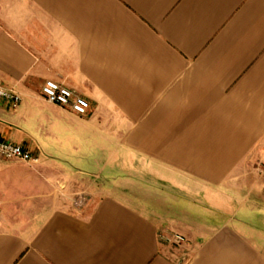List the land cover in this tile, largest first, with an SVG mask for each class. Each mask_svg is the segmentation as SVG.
Wrapping results in <instances>:
<instances>
[{
	"label": "crops",
	"instance_id": "0c3cea01",
	"mask_svg": "<svg viewBox=\"0 0 264 264\" xmlns=\"http://www.w3.org/2000/svg\"><path fill=\"white\" fill-rule=\"evenodd\" d=\"M0 79L21 97L0 100V139L36 159L0 160V264H264V0H0ZM143 171H182L214 217L75 204Z\"/></svg>",
	"mask_w": 264,
	"mask_h": 264
},
{
	"label": "rangeland",
	"instance_id": "374dc122",
	"mask_svg": "<svg viewBox=\"0 0 264 264\" xmlns=\"http://www.w3.org/2000/svg\"><path fill=\"white\" fill-rule=\"evenodd\" d=\"M0 160L4 161L5 159ZM176 177L179 180L178 186L156 180L153 176L149 175L147 171L134 174L129 184L123 183V179L120 176L114 179L102 177L94 182L90 180L92 183V185H90L91 187H89L90 191L82 194V196L78 195L75 204L81 205L86 197L92 198L96 194L119 197L130 196L135 198V200H139V202H137L138 204H144L151 208L154 206L163 219L172 217L191 224H204L208 215L214 217L213 213L211 214L213 209L209 207V203L202 197V187L197 185L196 188L194 187L193 189H196L198 192L190 195L186 187L188 179L185 177L187 176L182 171H178ZM180 182H183V184H180ZM213 198L216 197L213 196Z\"/></svg>",
	"mask_w": 264,
	"mask_h": 264
},
{
	"label": "built area",
	"instance_id": "2783aa9c",
	"mask_svg": "<svg viewBox=\"0 0 264 264\" xmlns=\"http://www.w3.org/2000/svg\"><path fill=\"white\" fill-rule=\"evenodd\" d=\"M42 93L49 103L69 109L80 116L87 115L91 109V105L87 99L78 95L72 89L54 81H47L42 88ZM0 100L10 102L14 108H17L21 103V97L14 90L7 88L1 79ZM0 159H5L7 161L16 160L27 163L36 161L31 152L24 146L16 145L1 139ZM173 240L180 244L186 241L185 237L180 234H174Z\"/></svg>",
	"mask_w": 264,
	"mask_h": 264
}]
</instances>
